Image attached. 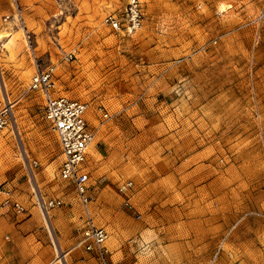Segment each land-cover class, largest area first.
I'll use <instances>...</instances> for the list:
<instances>
[{"label":"rangeland","instance_id":"obj_1","mask_svg":"<svg viewBox=\"0 0 264 264\" xmlns=\"http://www.w3.org/2000/svg\"><path fill=\"white\" fill-rule=\"evenodd\" d=\"M127 2L0 0V108L13 104L0 185L26 209L0 217L2 242L11 225L39 224L66 264L85 253L82 206L28 91L34 53L58 94L88 106L89 208L123 264H264V0H141L136 32L105 27ZM124 181L139 219L117 192ZM36 197L63 206L41 212Z\"/></svg>","mask_w":264,"mask_h":264},{"label":"built area","instance_id":"obj_2","mask_svg":"<svg viewBox=\"0 0 264 264\" xmlns=\"http://www.w3.org/2000/svg\"><path fill=\"white\" fill-rule=\"evenodd\" d=\"M141 23V0H128L123 11L119 14H108L102 21V24L112 31H125L129 34L136 32L141 27ZM25 39L30 44L27 32ZM32 56L34 73L30 78L28 91L41 98L43 119L55 135L60 150L59 177L73 187L82 206L81 224L77 231L78 246L91 254L97 264H111V253L108 246L111 234L106 228L95 224L89 208L92 195L89 185L91 175L87 164L94 148L96 129L88 121V106L84 102L58 94L54 68L41 69L36 55L32 53ZM73 57H75L74 52L67 55L68 60H72ZM12 109L13 104L9 101L0 108V132L9 126ZM108 119V113L101 114V123ZM38 166L35 160L28 162L31 172ZM132 188V182L124 181L118 185L117 192L124 198V206L139 219L140 214L130 203ZM36 205L41 212L43 210L47 213L49 210L62 207L63 203L59 199L44 201L36 197ZM0 211H5L15 218L26 213L24 205L11 187L0 185ZM52 245L56 250L54 242ZM48 264H66L65 254L56 250L54 259Z\"/></svg>","mask_w":264,"mask_h":264},{"label":"crops","instance_id":"obj_3","mask_svg":"<svg viewBox=\"0 0 264 264\" xmlns=\"http://www.w3.org/2000/svg\"><path fill=\"white\" fill-rule=\"evenodd\" d=\"M100 204L101 208L105 206L103 202ZM1 216L6 217V212L0 211V217ZM79 227L76 230L77 238ZM3 231L4 228L0 225V264H48L54 259L56 250L52 245L53 239L49 231H47L46 226L28 223L11 225L5 231L8 236H5L4 240L6 242L11 241V244L7 246L5 245L6 242H2ZM6 238L8 240H6ZM109 242L108 246L111 253V264H123L122 243L117 244L113 239L111 241V238ZM75 247L85 252L82 247L78 246V240H75ZM74 264L97 263L91 254L85 252L83 253V260H78Z\"/></svg>","mask_w":264,"mask_h":264}]
</instances>
